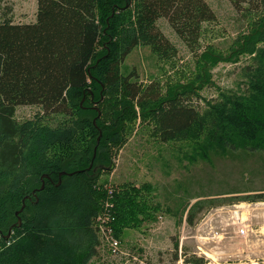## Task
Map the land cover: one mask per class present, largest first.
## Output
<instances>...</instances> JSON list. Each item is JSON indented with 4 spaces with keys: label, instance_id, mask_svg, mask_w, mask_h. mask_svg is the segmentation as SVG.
<instances>
[{
    "label": "trees",
    "instance_id": "obj_1",
    "mask_svg": "<svg viewBox=\"0 0 264 264\" xmlns=\"http://www.w3.org/2000/svg\"><path fill=\"white\" fill-rule=\"evenodd\" d=\"M36 2L31 24H16L12 7H0V264H92L107 246L99 218L109 219L105 225L119 242L138 216L148 221L141 208L144 188L100 181L139 131L169 144L199 142L210 124L214 128L216 147L206 161L220 160L221 188L227 189L185 203L177 214H186L188 224L193 213L205 209L264 201V71L250 72L246 96L225 98L213 115L202 114L196 99L204 73L210 82V70L222 57L202 53L193 83L144 84L134 72L122 74L140 47L149 48L163 67L176 68L178 50L157 26L159 20L197 56L204 26L216 21L205 0ZM229 2L258 21L241 51H260L264 0ZM20 106L40 111L19 122ZM256 182L258 189L251 186ZM184 264L205 262L193 256Z\"/></svg>",
    "mask_w": 264,
    "mask_h": 264
},
{
    "label": "rangeland",
    "instance_id": "obj_2",
    "mask_svg": "<svg viewBox=\"0 0 264 264\" xmlns=\"http://www.w3.org/2000/svg\"><path fill=\"white\" fill-rule=\"evenodd\" d=\"M205 2L216 21L204 26L197 56L189 52L166 20H159L157 26L178 50L176 68L163 67L149 48L140 47L127 58L122 74L134 72L144 84L155 79L164 84L167 79L171 83H193L199 73L198 61L206 55L202 53L222 57L210 70V82L206 83L208 71L203 72L206 80L196 99L202 114L213 115V108L225 102V98L246 96L250 72L257 68L264 71V43L257 44L260 51L254 54L243 53L240 45L244 38L254 36L256 16L238 13L229 0ZM4 6L12 7L16 24L35 22L36 0H0V7ZM39 111L37 106H20L16 108L15 118L22 122L32 119ZM210 128L214 130L211 124ZM211 129L199 142L162 144L141 131L132 137L115 159L114 167L100 181L107 186L144 188L147 198L141 201V208L149 220L143 221L138 216L136 219L140 221L130 222L120 234L119 250L114 253L107 246L101 248L99 259L92 264H184L186 258L193 256L203 259L205 264H264V201L205 209L193 213V224L187 223L186 214L182 217L177 214L188 201L194 204L198 200L195 196L200 193L217 195L227 189L221 188L224 172L218 166L220 160L206 161L216 147ZM235 180L232 176L227 178L230 185ZM251 186L258 189L259 185L256 182ZM147 187L149 190L145 191Z\"/></svg>",
    "mask_w": 264,
    "mask_h": 264
},
{
    "label": "built area",
    "instance_id": "obj_3",
    "mask_svg": "<svg viewBox=\"0 0 264 264\" xmlns=\"http://www.w3.org/2000/svg\"><path fill=\"white\" fill-rule=\"evenodd\" d=\"M109 221L107 217H102L98 219V228L100 234L104 240V243L115 253L120 248V243L112 235V230L105 224Z\"/></svg>",
    "mask_w": 264,
    "mask_h": 264
},
{
    "label": "water",
    "instance_id": "obj_4",
    "mask_svg": "<svg viewBox=\"0 0 264 264\" xmlns=\"http://www.w3.org/2000/svg\"><path fill=\"white\" fill-rule=\"evenodd\" d=\"M42 188H43V186H42ZM42 188H41V189H42ZM18 223L20 224V223H21V221L19 220V221H18Z\"/></svg>",
    "mask_w": 264,
    "mask_h": 264
}]
</instances>
